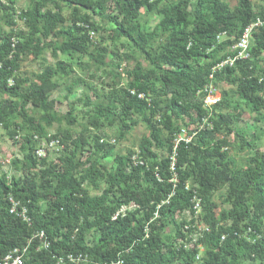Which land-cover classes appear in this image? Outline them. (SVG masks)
Wrapping results in <instances>:
<instances>
[{
    "label": "trees",
    "instance_id": "1",
    "mask_svg": "<svg viewBox=\"0 0 264 264\" xmlns=\"http://www.w3.org/2000/svg\"><path fill=\"white\" fill-rule=\"evenodd\" d=\"M27 1L0 0V128L21 154L18 176L0 174V263L264 264V27L249 58L217 68L264 0ZM46 51L54 65L22 72ZM79 88L58 112L52 95ZM138 125L136 151H117ZM50 141L56 157L39 158Z\"/></svg>",
    "mask_w": 264,
    "mask_h": 264
},
{
    "label": "rangeland",
    "instance_id": "2",
    "mask_svg": "<svg viewBox=\"0 0 264 264\" xmlns=\"http://www.w3.org/2000/svg\"><path fill=\"white\" fill-rule=\"evenodd\" d=\"M231 8L234 7L235 5V0H224ZM16 2V8L18 10H24L26 9L27 5H28V1L27 0H15ZM99 20V19H97ZM141 21L142 22H147L149 24V26L151 28H153V26L157 23L158 19L154 14H142L141 16ZM19 27L21 28V24H18ZM60 59H62L63 57H61L59 55ZM31 59H28L27 61H25L23 64H21V68H22V72H27V73H38L39 70V66L38 64L42 63V61H44L45 63H48L49 65H54L55 61L52 59L50 52L46 51L42 57L41 60H39L40 62L38 63H31L30 62ZM88 80V79H87ZM91 81V80H88ZM92 84L96 83V80H93V82H91ZM82 92V89L79 88L75 91L74 94L70 95L68 100L64 99V94H66V92L61 91L60 92H56L52 95V98L55 99L56 102V110L60 113H65L67 111V104L68 103H75L76 100L80 97ZM216 99L220 98V91L218 90L215 96ZM76 111L78 112V121L80 124L83 125L84 121H81V115H79L81 106L80 105H76ZM251 124H252V117L249 114H244L243 115V119H242V123L240 124V126L244 129H246L247 131L251 130ZM61 128H65V125L62 124ZM193 129V126L190 124L189 125V130ZM114 129L112 130H107L106 134L108 136V138L110 139V142L113 143V136H114ZM55 132V126H53L50 130H48L49 134H53ZM146 132L145 129L142 125H138L136 128H134L131 133L127 136V140L120 143V144H116V149L117 151L121 152V153H125V151L127 149H134V151H136V148L140 142V140L145 137ZM18 143V142H17ZM17 143H12L7 137L5 132L0 128V174H4L6 175L8 178L10 177H14V176H18V173L16 171H14L10 165V161L13 160L14 158H18L21 159V154L18 151V144ZM60 149V147L57 149H55L54 152H48L47 154L50 155L48 157H52L55 158L56 157V150L58 151ZM261 151L264 152V139H263V143L261 146ZM235 152H233V150H231L230 155L232 158H234L236 161L238 162H243L242 160V156L241 155H235ZM46 154V156H47ZM108 163L111 164L112 161L111 159L108 160ZM222 210H227V206H219L218 212L222 211Z\"/></svg>",
    "mask_w": 264,
    "mask_h": 264
},
{
    "label": "built area",
    "instance_id": "3",
    "mask_svg": "<svg viewBox=\"0 0 264 264\" xmlns=\"http://www.w3.org/2000/svg\"><path fill=\"white\" fill-rule=\"evenodd\" d=\"M258 27H264V20L262 19H257L256 22L254 24H252L251 26H249L245 31L244 34L242 35L241 39L239 42H237L235 44V46H233V51H237L236 55L233 58H229L227 60H225L224 62H222L221 64H219L217 66V68H221L224 65H229L231 66L233 64V62H235L238 59H247L249 58V47H250V39H251V34L252 31L254 30V28H258ZM91 36H93V34H91ZM92 38V37H91ZM206 92V90H205ZM208 95L207 98L205 99V103L206 105H211L216 103L219 99H216V93L217 91L214 90V88L212 86H209V89L207 91ZM139 98H142V96H139ZM1 127V125H0ZM178 140H183V138L181 136H179ZM186 142H189V139H185ZM58 141H50V142H44L40 144V148L36 151V154L39 158L45 157L47 152H54L55 149H58ZM57 152V150H56ZM8 202L10 203V214L15 215L18 218H21L24 221L28 222V219L26 218L25 215V209L21 208V211H17L18 208V203L15 202L11 197L8 198ZM197 203L195 204V207L197 208ZM40 237H43V234H40ZM25 253V250H13L11 253H9L6 257H4V259L1 261L0 264H22L23 263V255ZM72 260V262L78 263L80 261H82V257H76L75 259H73L72 257L70 258ZM117 264H121V263H117Z\"/></svg>",
    "mask_w": 264,
    "mask_h": 264
}]
</instances>
